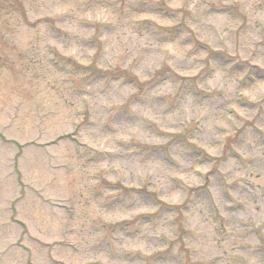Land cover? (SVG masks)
<instances>
[{
  "label": "rangeland",
  "instance_id": "rangeland-1",
  "mask_svg": "<svg viewBox=\"0 0 264 264\" xmlns=\"http://www.w3.org/2000/svg\"><path fill=\"white\" fill-rule=\"evenodd\" d=\"M105 2L0 0V264L6 256L15 264H190L195 253L186 242L198 240L214 255L197 264H225V257L244 264L241 253L247 245L225 248L237 235L236 226L243 238L259 240L256 252L264 254V224L248 215L264 211V184L256 183L264 179V59L257 62L264 55V24H249L241 8L253 3L255 11H264V0H201L210 5L205 15L213 23L201 24L199 31L176 21L174 13L182 9H174L173 0H134L141 23L158 24L166 34L159 44L174 45L159 68L145 69L147 81L128 69L97 66L108 43L103 37L114 26L90 20L80 21L79 27L93 33L81 40L82 46L101 49L94 64L66 69L74 64L72 58L48 46L54 53L52 67L47 73L38 70L43 40L73 39L60 25L76 19V5ZM38 3L55 5L56 14L40 15L34 7ZM153 54L145 48L140 60ZM217 71L240 77L238 98L208 90L206 81ZM81 73L88 74L84 82L89 85L123 79L122 88L135 89L108 110L111 115L102 129L109 135L131 130L118 141L122 153L93 149L87 159L74 156L66 142L77 139L75 131H45L63 117L67 101L60 87L70 75ZM165 84L179 85L175 96L165 90L144 98L146 90ZM76 92L87 94L84 89ZM205 106L213 111L211 129L204 126L211 117L195 118V109ZM256 151L261 155H254ZM109 158L133 159L139 179L108 180L112 171L96 166ZM240 172L244 174L236 175ZM130 195L135 199L129 204ZM113 212L123 218H104ZM159 228L168 231L152 234Z\"/></svg>",
  "mask_w": 264,
  "mask_h": 264
},
{
  "label": "clouds",
  "instance_id": "clouds-1",
  "mask_svg": "<svg viewBox=\"0 0 264 264\" xmlns=\"http://www.w3.org/2000/svg\"><path fill=\"white\" fill-rule=\"evenodd\" d=\"M171 6L174 9H182V11L174 13L176 21L186 22L188 27L194 31H199L201 24L213 23L205 15L210 5L202 3L201 0H183V2L173 0ZM34 7L38 9L40 15L54 16L56 14L54 11L55 5L51 3H38ZM76 8L77 11L74 12L76 19L71 24L60 25L65 31L71 33L73 39L68 42H57L51 38L43 40L38 48V70L47 73L52 67L49 61L54 58V53L50 51L48 46H51V48L59 52L61 56L72 58L74 64L65 65L66 69H73L75 65L86 68L95 63L97 53L101 49H89L82 46L81 40L89 39L93 35L92 32H88L79 27L80 21L83 20H90L100 25L111 24L114 26V30L103 37L108 43L102 49L104 56L103 63L97 66L105 70L119 68L123 71L124 69H128L137 75L141 82L149 79L148 76L144 75L145 69L154 71L155 68H159L161 63L167 60L169 50L174 48L172 44H159V41L166 34L160 29L158 24L145 26L141 23V17L138 16L136 11L138 5L134 3V0H107L103 4H93L91 6L81 3L76 5ZM241 8L249 16V24H253L255 20H260L264 24V11H255V5L253 3L242 4ZM193 20L198 21V23H194ZM257 31H261V29H257ZM65 43H67V47ZM242 47H251V45H242ZM145 48L153 49L154 54L141 61L140 57L143 55ZM248 55H251V53H248ZM261 59H264V55L257 62H260ZM168 62L174 64L176 61ZM136 65H139L138 71ZM87 75V73L70 75L69 82L60 87V93L64 100L67 101L66 106L62 105L63 117L59 119L54 128H46L45 131L54 135L61 132L75 131L80 143L73 144L71 141L66 142L74 156L81 154L87 159L89 154H94L92 152L93 149L122 153V148L117 146L118 141L125 140L131 130L128 129L125 131L124 129H118L116 133L109 135L102 132V129L108 121V116L111 115L108 110L117 107L118 104L124 103L135 89L132 87L122 88L121 84L123 83V79L115 83L104 81L101 84L89 85L84 82ZM239 78V76L230 77L225 73L217 71L211 80L206 81V84L211 86L208 90H223L227 99H233L238 98L235 85ZM60 79L63 80L64 77L61 76ZM201 87H204V85ZM178 88V84H165L163 88L150 92L146 90L144 98L151 99L152 97L160 95L165 90L175 96ZM76 89H84V92L87 94H78ZM190 105L191 98L189 97L188 103L184 105V109L187 110ZM148 113H151V109H148ZM175 115L180 117L181 113L178 112ZM206 116L211 117V119L204 126L211 129L214 122L212 109L207 106L195 109V118L197 120H201ZM249 143H252L251 139ZM82 145H86L87 147L84 148ZM254 155L260 156L261 153L256 151ZM232 163L235 164V161ZM96 169L101 172L111 170L113 174L106 176L110 181L126 180L131 183V178L135 177L139 179L133 159L109 158L107 162L97 165ZM261 171H264V169H261ZM243 174V172L236 173V175L240 176ZM256 183L264 184V179L256 181ZM105 195L108 197L111 194L106 193ZM257 195H260V193L257 192ZM134 199L135 196L130 195L126 203L130 204ZM260 206L264 208V197L261 198ZM248 207L253 208L254 206L249 204ZM120 211H123V209ZM248 215L253 217L254 223L258 221L260 224H264V211L255 215L249 212ZM104 218L106 220H118L123 217L117 212H113L111 215H105ZM240 219H244V217L241 216ZM145 231H149V228L146 227ZM161 231L167 232L168 229L159 228L152 234L159 235ZM233 231L237 235L230 237L225 244V248H239L241 244H245L247 247L241 253V259L244 264H264V254H258L256 252L257 247L260 246V241L255 237L245 239L240 236L239 234L243 230L239 226H236ZM260 234L264 236V231ZM186 247L195 253V255L189 257L190 264H197V261L203 262L214 255V253L209 252L208 246L200 240L196 243L186 242ZM5 251H7V245H5ZM183 255L188 256V253ZM229 255H231V252ZM2 264H15V262L9 261L6 256ZM225 264H232V261L228 257H225Z\"/></svg>",
  "mask_w": 264,
  "mask_h": 264
}]
</instances>
